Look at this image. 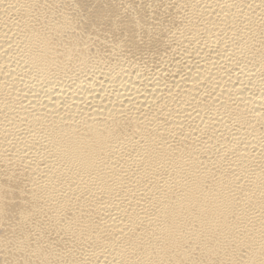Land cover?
Wrapping results in <instances>:
<instances>
[{
  "label": "bare ground",
  "instance_id": "obj_1",
  "mask_svg": "<svg viewBox=\"0 0 264 264\" xmlns=\"http://www.w3.org/2000/svg\"><path fill=\"white\" fill-rule=\"evenodd\" d=\"M0 264H264V0H0Z\"/></svg>",
  "mask_w": 264,
  "mask_h": 264
}]
</instances>
